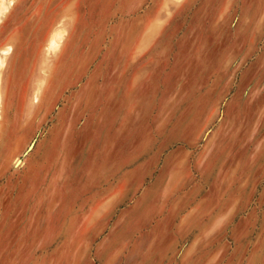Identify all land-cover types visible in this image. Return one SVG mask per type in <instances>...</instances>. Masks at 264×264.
<instances>
[{
    "label": "rangeland",
    "instance_id": "rangeland-1",
    "mask_svg": "<svg viewBox=\"0 0 264 264\" xmlns=\"http://www.w3.org/2000/svg\"><path fill=\"white\" fill-rule=\"evenodd\" d=\"M23 1L0 0V264H264V0Z\"/></svg>",
    "mask_w": 264,
    "mask_h": 264
},
{
    "label": "crops",
    "instance_id": "crops-1",
    "mask_svg": "<svg viewBox=\"0 0 264 264\" xmlns=\"http://www.w3.org/2000/svg\"><path fill=\"white\" fill-rule=\"evenodd\" d=\"M47 1H49V0H24L19 6H21V5H23V10L24 9H27V8H35L36 6H40L41 8H42V10H44V11H46L47 10V6H48V2ZM24 2H26V3H24ZM19 6H17V7H19ZM16 7V8H17ZM60 22L61 23V17L57 20V22ZM63 21H65V19L63 20ZM58 22V23H59ZM65 22H67V20L65 21ZM57 23V24H58ZM51 30V29H50ZM52 31V30H51ZM51 42H53V40H52V38H51V35H48V38L47 39H45V41H44V43L41 45V47H40V54H45V57H46V55H48L49 54V48H50V45H51ZM7 47H9L10 49L12 48V46L9 44H7L6 45ZM6 47V48H7ZM57 50V49H56ZM9 52H10V50H9ZM53 52H56L57 53V51H53ZM54 55H56L55 53H54ZM9 56V53L7 54V56L5 57V60H4V65H5V63H6V61H7V57ZM43 58H44V56H43ZM44 63V61H42V64ZM5 68V67H4ZM2 71H3V69H2ZM42 71V70H41ZM1 81H2V78H1V76H0V88H1ZM6 81V80H5ZM31 82H32V80H31ZM30 82V88H31V86H32V84H33V82L31 83ZM45 82V81H44ZM43 82V80L42 81H38V82H36V84H35V88H34V90L32 91V93H31V96L33 97V105L32 106H34V104H37V103H35V102H37V99H38V97L43 93L41 90L43 89V87L45 86V83ZM6 83V82H5ZM30 88H29V90H30ZM41 92V93H40ZM4 95H5V90H4ZM0 96H1V105H2V107H3V91H1V89H0ZM1 107V110L3 109ZM37 107V106H36ZM2 120V119H1ZM0 131H1V126H0Z\"/></svg>",
    "mask_w": 264,
    "mask_h": 264
},
{
    "label": "bare ground",
    "instance_id": "bare-ground-1",
    "mask_svg": "<svg viewBox=\"0 0 264 264\" xmlns=\"http://www.w3.org/2000/svg\"><path fill=\"white\" fill-rule=\"evenodd\" d=\"M5 7H6V6H5ZM5 7L0 11V13H3V12L6 10ZM51 43H52V42H51ZM52 45H53V46H51V45H50V46L53 47L54 50H55L56 45H55V44H52ZM9 50H10L9 47L3 49V51H5L7 54H8V52H9ZM4 60H5V59H4ZM4 60H3V61L0 60V69H1V67L3 66V64H4ZM48 75H50V74H48ZM40 93H41V92H40ZM1 107H2V105H1V96H0V120L2 119V110H1Z\"/></svg>",
    "mask_w": 264,
    "mask_h": 264
}]
</instances>
